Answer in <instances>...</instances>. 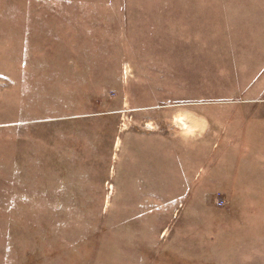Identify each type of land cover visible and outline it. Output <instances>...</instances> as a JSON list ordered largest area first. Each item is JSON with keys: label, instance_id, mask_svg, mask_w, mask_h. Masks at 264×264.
I'll return each mask as SVG.
<instances>
[{"label": "rangeland", "instance_id": "obj_1", "mask_svg": "<svg viewBox=\"0 0 264 264\" xmlns=\"http://www.w3.org/2000/svg\"><path fill=\"white\" fill-rule=\"evenodd\" d=\"M0 264H264V0H0Z\"/></svg>", "mask_w": 264, "mask_h": 264}, {"label": "crops", "instance_id": "obj_2", "mask_svg": "<svg viewBox=\"0 0 264 264\" xmlns=\"http://www.w3.org/2000/svg\"><path fill=\"white\" fill-rule=\"evenodd\" d=\"M146 128L148 129V131H152V130H154V123H153V121H150V122H148L147 124H146ZM120 129H121V131L123 132V128H121L120 127ZM115 137H116V135H115ZM115 137H114V139H115ZM118 137V136H117ZM116 137V138H117ZM119 144V142L117 141V145ZM145 144V143H144ZM155 144V143H154ZM150 168V167H149ZM150 169H148V171H149Z\"/></svg>", "mask_w": 264, "mask_h": 264}, {"label": "bare ground", "instance_id": "obj_3", "mask_svg": "<svg viewBox=\"0 0 264 264\" xmlns=\"http://www.w3.org/2000/svg\"><path fill=\"white\" fill-rule=\"evenodd\" d=\"M189 131H192V130L189 128Z\"/></svg>", "mask_w": 264, "mask_h": 264}]
</instances>
